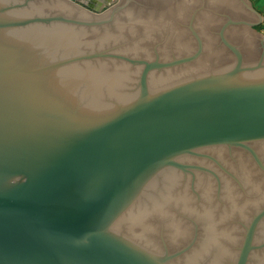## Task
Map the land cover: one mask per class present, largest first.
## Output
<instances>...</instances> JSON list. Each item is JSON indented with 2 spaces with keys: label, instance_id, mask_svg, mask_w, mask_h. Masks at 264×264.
<instances>
[{
  "label": "water",
  "instance_id": "water-1",
  "mask_svg": "<svg viewBox=\"0 0 264 264\" xmlns=\"http://www.w3.org/2000/svg\"><path fill=\"white\" fill-rule=\"evenodd\" d=\"M92 3L0 0V264H264V14Z\"/></svg>",
  "mask_w": 264,
  "mask_h": 264
},
{
  "label": "crops",
  "instance_id": "crops-1",
  "mask_svg": "<svg viewBox=\"0 0 264 264\" xmlns=\"http://www.w3.org/2000/svg\"><path fill=\"white\" fill-rule=\"evenodd\" d=\"M249 3L253 10L264 14V0H249ZM257 25H261L264 29V16L257 22Z\"/></svg>",
  "mask_w": 264,
  "mask_h": 264
},
{
  "label": "rangeland",
  "instance_id": "rangeland-1",
  "mask_svg": "<svg viewBox=\"0 0 264 264\" xmlns=\"http://www.w3.org/2000/svg\"><path fill=\"white\" fill-rule=\"evenodd\" d=\"M84 1H87L88 3H91L92 5L94 4V3H92V2H103L104 4L107 2V0H84ZM92 1V2H91ZM117 0H111V3L113 4V3H115ZM252 29L258 34V35H260L261 37H263L264 38V29H263V27L260 25H252Z\"/></svg>",
  "mask_w": 264,
  "mask_h": 264
}]
</instances>
